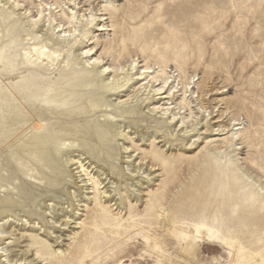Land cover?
<instances>
[{
	"label": "rangeland",
	"instance_id": "374dc122",
	"mask_svg": "<svg viewBox=\"0 0 264 264\" xmlns=\"http://www.w3.org/2000/svg\"><path fill=\"white\" fill-rule=\"evenodd\" d=\"M18 1L24 17L36 15L38 0ZM98 1L89 5L79 0L76 8L96 16L102 5ZM112 1V8L102 12L106 31L93 25L88 46L93 48L90 57L99 58L96 66L109 67L103 77L110 78L112 69L135 59L139 66L146 62L154 70L164 67L178 79V92L173 100H159V95L137 88L134 76L126 85L120 82L122 87L107 90L110 100L136 96L116 111L124 117L117 120L123 121L125 136H116L115 145L125 150L120 155L116 147L114 164L123 177L100 176L96 192L89 177L78 173L79 164L65 167V186L55 203L63 209L71 205L66 212L72 223L47 224L51 216L42 211L20 219L17 206L12 217L0 222H6L0 247L34 264H227L223 241L236 238L253 264H264V0ZM25 73L18 67L14 75ZM159 83L160 78L149 85L157 88ZM185 84L192 93L188 99L193 113L187 125H194L188 134L179 122L171 123L170 114L152 112L159 103L187 117V108L176 109ZM132 108L135 114H128ZM124 110L128 113L121 114ZM56 122L67 126L66 119ZM233 124L241 128L235 150L215 135L219 126ZM79 151L74 148L69 156L89 166L83 160L88 154ZM93 166L87 169L92 170L90 177L99 173ZM22 181L38 183L22 176L13 184ZM96 194L112 216L98 229L93 228L99 212L93 203ZM35 247L56 254L38 258ZM0 263L7 264L4 257Z\"/></svg>",
	"mask_w": 264,
	"mask_h": 264
},
{
	"label": "bare ground",
	"instance_id": "6f19581e",
	"mask_svg": "<svg viewBox=\"0 0 264 264\" xmlns=\"http://www.w3.org/2000/svg\"><path fill=\"white\" fill-rule=\"evenodd\" d=\"M24 1L31 3L32 0ZM77 1L79 0H38L35 5L36 15L24 17L25 14L20 13L18 0H0V191L4 189V194L0 196V222L12 217L19 208L22 213L20 219L29 217V212L36 214L37 211H42L51 216V222L46 221L47 224L69 226L72 222L66 209L71 208V205L63 209L61 203H55L65 186V167L79 164L76 167L80 169L78 173L82 172L89 177L88 181H91L92 189L96 192L102 183H99L100 176L107 178L108 173H111L119 178L123 177L114 164L116 147L120 155L121 150H125L123 146L115 145L116 136H125L122 128L124 117L116 111L132 104L134 99L136 101V96L132 99L127 97L110 100L105 96L107 90L122 87L118 85L120 82L126 85L134 76L137 88L159 95V100H173L178 92V79L168 75L164 67L154 70L146 62L139 66L135 59H131L126 66L112 69L110 78H104L109 67L96 66L99 58L90 57L93 48L88 46L93 38V25L98 27V31H106L108 26L103 23L106 20L105 12L114 3L112 0H84L89 5L93 1L102 3L97 10L100 14L95 16L90 11L85 13L87 10H77ZM103 11L105 12L102 13ZM82 45H86L84 51L80 49ZM84 58L88 59L83 61ZM58 65H62L58 74L50 76ZM78 65L81 68H77ZM18 67L24 68L26 73L14 75ZM89 67L93 69H88ZM101 67L97 73L96 70ZM158 78L160 83L157 88L149 85L150 82L158 81ZM102 84L105 85L101 87ZM188 89V84L182 86L180 102L176 107L177 110L187 108V117L181 116L183 112L174 113L170 106L160 107L159 103L152 106V112L159 110L162 115L170 114L171 123L179 122V127L184 128L185 134L194 130L193 124L187 125L193 114L188 99L192 93H188ZM170 104L172 102L164 103ZM135 109H130L129 113L124 110L121 114H135ZM200 109L204 113L207 111L202 106ZM96 111L100 113L97 118ZM83 115L89 116L75 120ZM206 115L204 114L205 118ZM119 116L122 120H117ZM61 119H66L67 126L56 122ZM217 122L219 121L214 123ZM203 125L206 126L207 122ZM238 125L233 124L230 128L219 126L215 135H218L223 145L234 149L238 131L241 130L234 127ZM74 148L88 154L83 160L88 159L89 166L94 164L93 168L99 172L96 176L90 177L92 170L88 172L89 166L85 167L82 161L69 156ZM22 176L38 183L28 184L22 181L14 185L13 182ZM67 196H71L68 190ZM43 197L48 200H43ZM93 203L99 209L93 219V228L108 225L112 216L100 205L97 194L93 197ZM59 206L60 209L57 208ZM3 223L0 224V235L6 234V222ZM10 235L13 234L10 232ZM93 235L94 231L90 232V236ZM60 237L57 236L55 240ZM223 243L228 249L230 261L227 264L254 263L236 238L225 239ZM48 250L43 252L40 247H35V256L42 258L43 255L56 254L50 248ZM0 252L6 254L0 257H4L7 264H16L17 261L34 264L33 261H26V258L15 259L10 256L11 249L7 246L0 247Z\"/></svg>",
	"mask_w": 264,
	"mask_h": 264
}]
</instances>
